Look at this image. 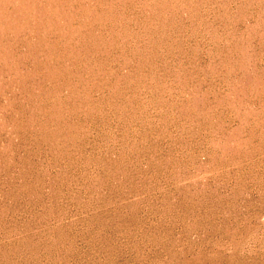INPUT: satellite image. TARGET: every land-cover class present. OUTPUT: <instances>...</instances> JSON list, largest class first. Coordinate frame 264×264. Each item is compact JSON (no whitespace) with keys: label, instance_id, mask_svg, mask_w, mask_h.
I'll return each mask as SVG.
<instances>
[{"label":"rangeland","instance_id":"1","mask_svg":"<svg viewBox=\"0 0 264 264\" xmlns=\"http://www.w3.org/2000/svg\"><path fill=\"white\" fill-rule=\"evenodd\" d=\"M0 264H264V0H0Z\"/></svg>","mask_w":264,"mask_h":264}]
</instances>
